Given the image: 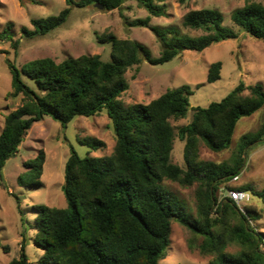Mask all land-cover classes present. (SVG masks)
Returning a JSON list of instances; mask_svg holds the SVG:
<instances>
[{
  "label": "trees",
  "instance_id": "1",
  "mask_svg": "<svg viewBox=\"0 0 264 264\" xmlns=\"http://www.w3.org/2000/svg\"><path fill=\"white\" fill-rule=\"evenodd\" d=\"M64 1L66 8L57 15L31 20L32 30L22 28V37L45 35L58 28L72 7L98 4L104 11L120 10L125 0ZM135 1L150 16L165 15L162 0ZM120 17L124 19L121 12ZM222 22L216 10L189 11L182 18V27L203 32L189 37L173 26L149 27V18L135 20L130 24L149 27L157 38L161 46L157 58L136 41L104 33L98 39L110 43L108 61L97 55H81L61 62L40 58L25 64L21 73L35 83L37 92L6 61L12 87L7 96L22 98L21 104L4 117L0 130V178L5 163L43 116L66 127L75 116L89 117L105 110L115 135L110 156L81 158L71 150L63 174L65 209L33 206V244L42 251L35 264H160L167 256L172 221L202 238L200 254L213 255L208 264H264L261 238L249 223L251 218L258 219L256 210H240L229 198L217 199L220 186L238 173L241 161L232 167L199 161L200 145L215 153L228 149L237 122L264 108L262 86L240 82L221 101L191 108L190 122L176 131L183 142V166L171 159L175 136L172 121L186 116L190 87L167 90L148 104L126 106L119 99L128 88L126 73L141 61L161 65L184 51L202 52L216 43L235 39L237 34L224 28ZM232 22L250 37L264 41V2L245 3L233 13ZM0 41L10 43L14 51L18 49L19 40L10 29L0 32ZM220 70V62L211 64L207 81H217ZM263 132L264 125L252 141H259ZM80 143L91 150L105 148L103 141L92 137ZM44 163L43 150L24 161L18 186H41ZM164 180L183 186L198 184L196 218L187 216L178 197L163 186ZM235 189L246 191L250 199L256 195L264 200V190L255 192L248 186ZM16 203L19 208L20 198L16 197ZM231 245L238 248L235 255L227 253ZM9 264L32 263L21 252Z\"/></svg>",
  "mask_w": 264,
  "mask_h": 264
},
{
  "label": "rangeland",
  "instance_id": "2",
  "mask_svg": "<svg viewBox=\"0 0 264 264\" xmlns=\"http://www.w3.org/2000/svg\"><path fill=\"white\" fill-rule=\"evenodd\" d=\"M77 1V0H76ZM247 2L263 3L264 0H162L165 15L153 17L135 0H125L121 9L104 11L95 5L86 8L72 7L67 20L45 35L25 38L22 28L32 30L30 21L57 15L66 8L64 0H0V32L10 29L19 46L14 51L10 43L0 41V130L4 117L21 104V95L12 93L11 73L7 62H11L21 73L25 64L40 58H51L61 62L81 55H97L102 61L110 59L109 42L99 41L104 33L118 39H129L145 46L153 58L161 52V46L149 27L179 28L182 35L196 37L202 31L185 29L181 22L189 11L216 10L222 15V26L233 30L237 37L216 43L202 52L184 51L171 61L161 65H150L145 60L128 70V88L119 99L126 105L148 104L167 90L189 86V110L183 119L172 121L174 141L172 162L183 166V142L176 136L177 128L190 122L194 107H206L221 101L240 82L245 85L260 84L264 90V41L250 37L232 22L233 13ZM120 12L124 19L120 17ZM149 18V27L132 25L135 20ZM221 63L220 78L207 81L208 69L213 63ZM21 80L37 92L35 83L21 73ZM264 125V108L249 117L241 118L235 127L228 149L215 153L203 145L199 149V161L234 166L239 160L240 169L224 182L218 192V202L227 197V190L248 186L255 192L264 190V132L259 141L253 135ZM92 137L105 143L104 149L91 150L80 140ZM115 135L106 111L84 117L75 116L62 127L48 116L32 125L26 138L18 146L16 154L4 165L0 178V264H9L23 252L28 261L35 264L42 251L33 244L34 205L65 209L62 193L64 166L73 150L79 157H103L113 153ZM43 150L45 163L41 186L19 187L17 177L24 172L23 162L34 158ZM235 176V175H234ZM163 186L173 192L183 204L186 214L196 218L198 184L183 186L164 180ZM16 197L20 198L19 208ZM241 209L256 210L258 219L251 218V227L261 238L260 250L264 251V200L251 196ZM202 238L172 221L167 256L160 264H208L213 255H202L198 245ZM22 247V249H21ZM238 248L231 245L227 253L235 255ZM221 259V258H219ZM217 258V260H219Z\"/></svg>",
  "mask_w": 264,
  "mask_h": 264
},
{
  "label": "built area",
  "instance_id": "3",
  "mask_svg": "<svg viewBox=\"0 0 264 264\" xmlns=\"http://www.w3.org/2000/svg\"><path fill=\"white\" fill-rule=\"evenodd\" d=\"M237 179H238L237 175L233 176L232 178L233 181H237ZM227 197L231 199L240 210H242L240 206L242 204L249 202L250 200L249 193L235 188H231L227 190Z\"/></svg>",
  "mask_w": 264,
  "mask_h": 264
},
{
  "label": "water",
  "instance_id": "4",
  "mask_svg": "<svg viewBox=\"0 0 264 264\" xmlns=\"http://www.w3.org/2000/svg\"><path fill=\"white\" fill-rule=\"evenodd\" d=\"M95 6H96L97 8H99V9H102V7L99 6L98 4H95Z\"/></svg>",
  "mask_w": 264,
  "mask_h": 264
}]
</instances>
